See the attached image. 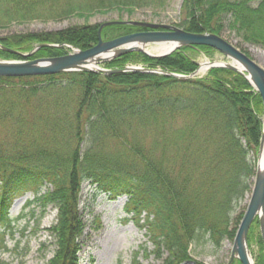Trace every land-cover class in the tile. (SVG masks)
I'll return each mask as SVG.
<instances>
[{"label":"trees","instance_id":"obj_1","mask_svg":"<svg viewBox=\"0 0 264 264\" xmlns=\"http://www.w3.org/2000/svg\"><path fill=\"white\" fill-rule=\"evenodd\" d=\"M130 1L136 0H83L77 6L66 0H0V26L74 11L127 7L131 12L135 3ZM182 12L184 30L218 35L227 30L239 44L264 47V0H183ZM99 26L3 36L0 45L21 53L43 44L64 46H41L30 56L0 48V59L61 56L70 51L65 45L85 50L98 42ZM146 29L113 24L101 36L109 40ZM193 51L217 52L205 45L184 46L159 58L132 51L105 67L141 63L188 75L198 67L189 54ZM10 89L15 93L0 103V120L13 119L17 128L7 141L0 140V225L10 226L8 211L17 197L49 185L41 200L52 203L58 215L50 228L56 248L45 264H79L86 243L80 210L84 181L90 182L93 198L99 192L127 195L126 211L146 228L153 253L164 264H203L192 258V243L206 238L220 247L224 239H234L244 212L233 214L255 175L248 155H258L262 133L261 97L245 77L223 67L192 79L92 71L0 76V91ZM18 105L33 107L27 125ZM38 125L43 128L29 134ZM256 226L257 219L248 242L256 241L255 263L264 264Z\"/></svg>","mask_w":264,"mask_h":264},{"label":"rangeland","instance_id":"obj_2","mask_svg":"<svg viewBox=\"0 0 264 264\" xmlns=\"http://www.w3.org/2000/svg\"><path fill=\"white\" fill-rule=\"evenodd\" d=\"M66 1L75 6L83 3V0ZM130 2L135 3L131 12L127 7L120 10L117 7H112L90 13L74 11L60 17L13 21L6 26H0V37L16 33L58 31L73 25L103 23L120 19L179 26L184 18L183 0H136ZM222 37L239 46L238 48L245 51L264 68V47L239 44V40L229 34L227 30L222 33ZM189 54L199 64H203L206 60H227L219 53L208 56L203 52L193 51ZM14 91V89L1 90L0 103L10 99L12 93H15ZM35 103L36 100L32 102L33 105ZM17 108V112L21 113V122L25 121L27 125L28 120H32L33 107L23 108L22 105H18ZM52 110L53 106L50 107V114ZM16 128L13 119L0 120V140L7 141L9 139L7 134L12 133ZM42 128V125H38L30 130L29 126L25 127V130H30L29 134H36ZM257 159L258 155L254 156L253 153H249L248 160L255 168ZM49 187V185H44L38 192H27L12 203L9 210L10 227L5 229L0 226V264H45L53 255L56 239L49 228L57 220V209L52 203L43 205L40 196ZM92 192L90 182L84 181L80 193V210L85 222L82 240H86V245L79 253L80 264H164L163 258L155 257L146 228L137 226L133 221V215L126 213L127 195L112 198L107 193L99 192L93 198ZM250 192L236 207L233 218L245 211ZM141 217L143 219L144 214ZM104 231L108 235L107 240L110 241L108 246L97 244V240ZM255 234H260L258 226L255 227ZM232 244L233 240L224 239L220 247H215L206 238H203L200 242L192 243L191 256L195 261L203 264H228ZM250 250L256 261L259 254L256 241H252ZM182 264H191V262Z\"/></svg>","mask_w":264,"mask_h":264},{"label":"water","instance_id":"obj_3","mask_svg":"<svg viewBox=\"0 0 264 264\" xmlns=\"http://www.w3.org/2000/svg\"><path fill=\"white\" fill-rule=\"evenodd\" d=\"M113 24H129L150 28L151 30L135 32L111 40H103L101 37L102 28ZM158 44H169L172 46L169 50L159 54H151L145 50V48L151 45ZM195 45H205L219 51L228 58L229 61L206 62V64H209V67L219 66L239 73L245 77L260 94L263 108V129L259 146L260 158L264 148V68L237 48L233 43L218 34L193 33L177 26L145 21L111 20L101 23L98 29V43L96 45L85 50H73L66 55L57 57H44L25 61L0 60V76L22 77L59 74L72 71H92L106 75L123 72L159 73L177 78L190 79L200 71V68L189 75H182L162 69H152L134 65L120 69H108L100 66V64L132 51L144 53L152 58H159L181 47ZM41 46L61 47L62 45H39L30 53L24 55H31ZM0 48L11 53L22 54L2 45H0ZM256 217L259 220V229L264 246V160L262 165H260L259 159L257 161L254 182L246 210L233 240L229 264L233 259H238L242 264H254L250 258L251 253L248 246L247 235Z\"/></svg>","mask_w":264,"mask_h":264},{"label":"bare ground","instance_id":"obj_4","mask_svg":"<svg viewBox=\"0 0 264 264\" xmlns=\"http://www.w3.org/2000/svg\"><path fill=\"white\" fill-rule=\"evenodd\" d=\"M171 46L172 45H169V44H158L156 46H152L151 48H145V50L151 54H159V53H163V52L169 50L171 48ZM136 52H138V51H136ZM115 58H117V57H115ZM115 58H113V59H115ZM208 67H209V64L203 63L201 66V71L205 72L208 69ZM259 160H260V165H262L263 160H264V148L262 150V153H261ZM107 236L108 235L104 231L102 236L97 240L98 241L97 244L102 245V246H104V245L108 246L110 241L107 240ZM250 258L252 260V263H254V259H253L252 255H250Z\"/></svg>","mask_w":264,"mask_h":264}]
</instances>
